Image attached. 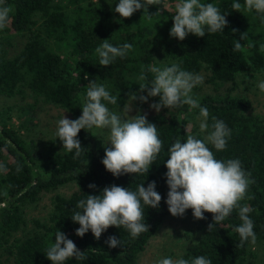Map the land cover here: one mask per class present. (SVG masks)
<instances>
[{"label":"trees","instance_id":"16d2710c","mask_svg":"<svg viewBox=\"0 0 264 264\" xmlns=\"http://www.w3.org/2000/svg\"><path fill=\"white\" fill-rule=\"evenodd\" d=\"M5 2L13 12L9 24L0 30V98L17 97L21 103L0 107V264H52L46 258V250L55 242L56 229L87 257L69 259L64 264H138L150 239L165 218L172 216L164 202L168 192L164 165L167 148L178 135L205 140L217 159L238 158L244 170L251 173L250 179L255 182L249 186L248 195L254 198L240 204L252 209L248 215L254 222L255 243H264V114L253 112L248 97L230 92L238 78L264 80V23L260 14L245 8L234 11L231 6L236 0H201L226 13L227 26L222 33L206 31L205 37L189 34L180 41L169 35L177 0H157L156 5H149V14L159 11L150 21L142 16V11L121 18L114 11L119 1L110 5L94 0ZM238 2L244 5L245 0ZM243 33L245 38L240 40ZM104 39L114 46L131 43L133 48L124 58L117 57L109 66H101L95 50ZM234 39L240 41L241 49L235 50ZM156 45L162 51L157 61ZM172 64L203 76L204 86L194 87L192 95L208 108L209 128L200 130L203 117L199 108L184 105L161 108L157 113L149 105L158 102L159 97H150L146 103L132 101V108L146 113L147 120L157 125L163 142L146 177H113L107 172L101 163L107 146L96 135V128L79 132L77 138L84 149L75 159V150L64 149L56 133L42 141L29 139L38 123L39 106H50L69 115V119H76L82 114L80 108L88 87L95 82L118 97L115 105L105 101L110 110L123 109L131 92L146 95L138 92L141 82L137 77L142 68ZM147 75L149 80L154 77L150 72ZM225 85H231L230 89L218 93ZM206 89L214 92L206 93ZM197 90L202 93L196 94ZM213 116L231 129L223 151H217L206 140L212 131ZM150 181L156 182L162 200L159 208L144 207L148 232L132 238L123 227H109L99 240L90 230L83 237L75 235L79 224L70 217L79 200L99 194L111 184L135 190L138 184L143 182L147 187ZM90 183L96 188L90 189ZM68 184L74 187L70 194H55L46 217L32 220V230L26 231L27 209ZM185 214L191 217L198 238L179 258L191 261L205 256L212 264H245L254 243L248 240L241 245L234 231L241 224L238 209L209 230L208 225L213 223L211 213L205 212L203 220L194 219L191 209ZM112 235L121 240L122 248L108 247L105 241Z\"/></svg>","mask_w":264,"mask_h":264},{"label":"clouds","instance_id":"9594fccd","mask_svg":"<svg viewBox=\"0 0 264 264\" xmlns=\"http://www.w3.org/2000/svg\"><path fill=\"white\" fill-rule=\"evenodd\" d=\"M156 4L157 0H119L114 11L125 19L137 11H142V16L150 21L159 11L149 14L148 6ZM174 7L175 15L169 35L180 41L189 34L205 37L206 31L222 33L228 24L226 13L222 14L221 9L213 3L177 0ZM231 7L237 12L242 8L247 11L254 10L260 14L261 22L264 23V0H245L244 5L236 0ZM12 12V7L5 0H0V30L9 24ZM244 38L243 33L240 40ZM132 48L131 43L114 46L108 39H104L95 51L99 56V65L109 66L117 57L127 56ZM234 48H242L240 41L234 39ZM149 72L154 74L151 80L147 75ZM84 78L88 79L87 75ZM137 79L141 82L138 92H146V95L131 92L130 101L123 110H110L107 104H117L118 97L111 95L104 85L92 82L83 98V106L80 108L82 114L76 119H68L64 115L59 119L56 137L62 141L63 148L68 152L75 150L74 159L84 149L77 138L82 129L107 130L108 139L104 144L110 147H105L101 160L105 170L113 177L124 174H140L146 177L162 150L163 142L157 125L147 120L146 113L141 114L137 109L136 115H129L132 111L131 102L136 100L146 103L150 97H159L158 102L149 105L157 113L161 108L184 105L199 108L200 116L203 117L200 130H208L209 110L206 106H201L192 95L193 88L203 83L202 75L183 70L179 64L163 67L152 65L142 68ZM258 88L264 92V81L258 84ZM212 121V131L206 140L217 151H223L231 137V129L215 116ZM167 153L164 166L167 169L165 177L168 192L164 202L168 212L173 217H183L186 210L191 209L196 220L206 219L205 212L211 213L213 223L208 225L209 230L227 219L234 209H238L241 224L234 231L238 233L241 245L248 240L255 243L254 222L248 215L252 209L240 204L244 199L254 198L248 195V191L255 181L250 179L251 173L244 170L241 161L238 158L217 159L205 140L192 135H178L167 148ZM88 187L95 189L96 185L90 183ZM161 200L162 196L156 190L155 181L148 182L147 187L142 182L135 190L115 184L105 186L99 194L86 195V199L79 200L72 208L70 218L79 224L75 235L83 237L90 230L93 237L99 240L109 227H123L132 238H136L149 230V225L145 222L144 207L159 208ZM54 235L55 242L46 250V258L52 264H64L69 259H87L84 252L65 233L56 229ZM105 243L109 248H122L121 240L115 235L109 236ZM157 264H212V261L205 256H197L191 261L168 257L159 259Z\"/></svg>","mask_w":264,"mask_h":264},{"label":"rangeland","instance_id":"374dc122","mask_svg":"<svg viewBox=\"0 0 264 264\" xmlns=\"http://www.w3.org/2000/svg\"><path fill=\"white\" fill-rule=\"evenodd\" d=\"M101 2L102 4L110 5V3H116L119 0H94ZM166 7V5H165ZM164 7V8H165ZM161 47L156 45L154 56L155 59H159L162 52ZM161 62V61H160ZM204 81V80H203ZM264 81L262 78L247 79L243 81L238 78L235 87L231 90L232 95H243L250 99L252 102L253 112L257 114H264V92H261L258 88V84ZM204 86V82L201 84ZM231 85H225L218 93L222 94L229 90ZM204 92L213 93V89H206ZM195 93H202V91H195ZM15 103H21V100L17 97L12 98H0V107L12 105ZM26 103H31V100H27ZM113 111H119L123 109H111ZM137 111L132 108L129 115H136ZM69 119V115L58 110L53 109L50 106H39L37 110V124L35 128L30 131L29 139L44 140L53 135L57 131V122L62 116ZM60 116V118H59ZM59 118V119H58ZM96 135L102 138L105 143L108 139L107 130L96 129ZM106 145V144H104ZM110 147V145H106ZM73 185H66L60 188L58 191L45 195L37 204H34L27 209L25 214L26 231L32 230V220L45 218L51 208V198L55 194L61 196L69 195L73 190ZM197 234L192 226V219L189 215L184 214L183 217L169 216L165 218L157 232L150 239L147 248L143 253L139 255L138 264H157V261L162 258L177 259L190 246L196 239ZM193 241V242H192ZM245 264H264V243H254L251 251V255L246 259Z\"/></svg>","mask_w":264,"mask_h":264}]
</instances>
